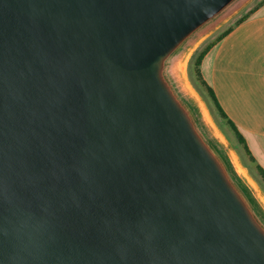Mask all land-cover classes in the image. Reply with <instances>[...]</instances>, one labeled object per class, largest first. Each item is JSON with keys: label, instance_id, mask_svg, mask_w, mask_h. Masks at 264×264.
<instances>
[{"label": "water", "instance_id": "95a60500", "mask_svg": "<svg viewBox=\"0 0 264 264\" xmlns=\"http://www.w3.org/2000/svg\"><path fill=\"white\" fill-rule=\"evenodd\" d=\"M253 0H0V264H264V196L187 77Z\"/></svg>", "mask_w": 264, "mask_h": 264}, {"label": "crops", "instance_id": "0c3cea01", "mask_svg": "<svg viewBox=\"0 0 264 264\" xmlns=\"http://www.w3.org/2000/svg\"><path fill=\"white\" fill-rule=\"evenodd\" d=\"M230 27L204 58L201 72L226 120L235 125L264 170V4Z\"/></svg>", "mask_w": 264, "mask_h": 264}, {"label": "rangeland", "instance_id": "374dc122", "mask_svg": "<svg viewBox=\"0 0 264 264\" xmlns=\"http://www.w3.org/2000/svg\"><path fill=\"white\" fill-rule=\"evenodd\" d=\"M264 4V0H253L245 9H243L239 14H237L232 21L230 22V25H235L240 19L245 17H250L251 15L257 13ZM228 27H224L223 30H218L215 34H213L211 37H209L206 41H204L198 50L195 52L191 59V61L188 64L187 67V77L189 82L191 83L192 87L195 89V91L198 93V95L201 97L203 102L205 103L210 116L214 122V124L219 128V130L223 133V135L227 138L229 144L232 145L234 148L240 162L245 167L248 175L252 178V180L256 183L258 188L260 189L261 193L264 196V178L260 174L258 165L255 162L254 157L249 153V149L247 145H244L240 142L239 138L233 131V129L228 125L227 120H225L218 111L216 105L210 98L207 88L204 87L198 80L195 74L194 65L196 58L209 46L211 45L223 32L226 31Z\"/></svg>", "mask_w": 264, "mask_h": 264}, {"label": "trees", "instance_id": "16d2710c", "mask_svg": "<svg viewBox=\"0 0 264 264\" xmlns=\"http://www.w3.org/2000/svg\"><path fill=\"white\" fill-rule=\"evenodd\" d=\"M247 18L249 17H245L240 19L236 25H239L241 23H243ZM233 29V27L228 28L225 32H223L211 45H209L195 60V65H194V70H195V74L197 77V80L204 86L207 88L208 94L210 96V98L212 99V101L214 102V104L216 105L218 111L220 112V115L226 120V115L224 114V112L221 110L218 101L216 99V96L213 92V90L207 85V83L205 82L202 72H201V66L203 63L204 58L206 57V55L209 53V51L216 45L219 43V41L221 40L222 37H224L226 34H229L231 32V30ZM194 57V56H193ZM193 59V58H192ZM228 125L233 129V131L235 132V134L237 135V137L239 138L240 142L244 145H246V142L244 140V138L242 137V135L239 133V131L237 130V128L235 127V125L230 122L229 120H227ZM250 153V152H249ZM260 174L263 176L264 178V170L261 167H258Z\"/></svg>", "mask_w": 264, "mask_h": 264}]
</instances>
